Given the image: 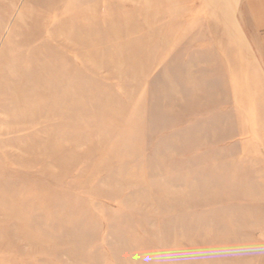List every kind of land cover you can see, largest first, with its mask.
<instances>
[{
	"label": "rangeland",
	"instance_id": "1",
	"mask_svg": "<svg viewBox=\"0 0 264 264\" xmlns=\"http://www.w3.org/2000/svg\"><path fill=\"white\" fill-rule=\"evenodd\" d=\"M61 1L0 0V264H264V0Z\"/></svg>",
	"mask_w": 264,
	"mask_h": 264
},
{
	"label": "bare ground",
	"instance_id": "2",
	"mask_svg": "<svg viewBox=\"0 0 264 264\" xmlns=\"http://www.w3.org/2000/svg\"><path fill=\"white\" fill-rule=\"evenodd\" d=\"M59 2V1H57ZM60 2L62 3V1L60 0ZM51 8L53 9H50L49 11L51 13H55L57 11V6H52ZM94 9V8H93ZM95 12V11H94ZM19 18V17H18ZM20 20V18L18 19ZM70 20V19H69ZM85 20V19H84ZM24 25V24H22ZM24 32V31H23ZM69 32V31H68ZM71 33V31H70ZM40 33H37L36 35H31V34H27V33H22L21 34V41L19 43V47L23 48V50L25 51V55L22 57H19L16 61H15V65L13 64V68L15 66L14 69H16L18 67V69L14 70L13 69V72H12V77L11 79L7 80L6 83H4L1 91L4 92H8L10 91V93L14 96L13 99V107L14 106H19L21 103H23L26 99L25 97V94L23 93V91L21 90V86L24 85V83L26 81H29V82H33L35 84V87L37 90L41 91L39 94L41 95V97H37V98H46L49 97V95H46V92L48 91L47 89V86L48 85V82L47 80L43 79L42 78V75H44V73H47L50 71V67L48 68L47 64H46V60L49 59L50 57V53L49 51L45 50L44 49L46 48L44 43L41 44L39 43V37L41 36V34L39 35ZM63 34H60L58 32V30L54 29L53 27V24L50 23L47 25V27H45V31L43 32V35L42 37L44 38V40H48V41H52V42H58V40L60 42H62L61 44L63 45H68L67 44V41L70 40L69 36L66 35V37L63 36ZM62 38V39H60ZM41 41H42V38H41ZM72 43V42H70ZM69 43V44H70ZM74 43V42H73ZM41 46V47H40ZM43 46V47H42ZM43 48V49H42ZM4 49V48H3ZM1 53V51H0ZM3 54V53H2ZM0 54V56L2 55ZM55 56V55H54ZM54 58V57H53ZM3 61V60H2ZM54 61V60H53ZM23 62L27 63L28 67H27V70L26 68L23 67L24 71H20L19 67H21V65H23ZM3 63V62H2ZM10 63V62H9ZM8 64V63H7ZM1 65V64H0ZM51 65V64H50ZM52 73V71H51ZM49 76V75H47ZM46 78V77H45ZM49 78V77H48ZM50 80V78H49ZM55 83V82H54ZM53 87V86H52ZM47 90V91H46ZM45 91V92H43ZM55 90H53L54 92ZM56 92V91H55ZM48 94V93H47ZM54 94V93H52ZM4 95V93H3ZM57 94L55 93V95H53L54 97L56 96ZM45 96V97H43ZM52 96V95H51ZM50 96V97H51ZM49 97V98H50ZM2 98V97H1ZM9 99V98H8ZM40 100V99H39ZM44 100V99H43ZM37 101V100H36ZM46 102V101H45ZM38 103V102H37ZM44 103V102H43ZM35 105V103H34ZM40 105H43V104H40ZM39 106V105H38ZM19 108V107H18ZM17 108V109H18ZM20 110L23 109V108H19ZM35 110V109H34ZM5 111H3L4 113ZM32 112V111H31ZM36 113V111H34ZM24 113V112H22ZM38 114V113H37ZM19 115V113H18ZM25 115V114H24ZM34 115V114H33ZM20 116V115H19ZM18 116V117H19ZM35 116V115H34ZM37 116V115H36ZM8 117V116H7ZM33 117V116H32ZM23 119V117H21ZM37 119V118H36ZM41 119V118H40ZM34 121V120H33ZM21 122V121H20ZM8 123V122H7ZM19 125V124H18ZM21 125V124H20ZM16 126L17 127H22V126ZM28 125V124H27ZM9 126V124H8ZM26 126V125H25ZM24 126V127H25ZM12 127V126H11ZM14 127V126H13ZM16 128V127H15Z\"/></svg>",
	"mask_w": 264,
	"mask_h": 264
}]
</instances>
